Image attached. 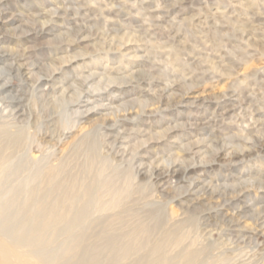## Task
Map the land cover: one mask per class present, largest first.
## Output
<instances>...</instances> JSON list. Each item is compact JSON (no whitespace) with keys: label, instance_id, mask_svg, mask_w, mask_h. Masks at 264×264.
<instances>
[{"label":"rangeland","instance_id":"rangeland-1","mask_svg":"<svg viewBox=\"0 0 264 264\" xmlns=\"http://www.w3.org/2000/svg\"><path fill=\"white\" fill-rule=\"evenodd\" d=\"M0 221L47 264H264V0H0Z\"/></svg>","mask_w":264,"mask_h":264},{"label":"bare ground","instance_id":"bare-ground-1","mask_svg":"<svg viewBox=\"0 0 264 264\" xmlns=\"http://www.w3.org/2000/svg\"><path fill=\"white\" fill-rule=\"evenodd\" d=\"M60 13V12H59ZM57 11H53L52 14L58 15L59 14ZM11 53V52H10ZM13 61V60H12ZM22 65V64H21ZM18 66V65H17ZM14 70V69H13ZM16 70V69H15ZM16 72V71H15ZM24 76V75H22ZM53 79V78H52ZM38 85V84H37ZM50 85V84H49ZM44 87V86H43ZM42 89V88H41ZM40 91V90H39ZM48 91V89H47ZM54 91V89H53ZM44 92V91H43ZM45 93V92H44ZM52 93V92H51ZM50 93V94H51ZM52 97V96H51ZM46 98V97H45ZM79 98L83 99L86 98L88 99V95L86 93L80 94ZM16 99V98H15ZM17 101V100H16ZM81 102V100H77L76 105H78ZM14 105H9L8 107H13ZM15 109V108H13ZM18 114V112H16ZM13 117V116H12ZM22 119V118H21ZM2 122V121H1ZM4 122V121H3ZM246 136L250 134L246 133ZM237 153L232 154L236 156ZM44 217H51L49 219V223L55 224L56 218L57 217H67L65 212H58V211H53V212H48L44 215ZM257 217H259L257 215ZM48 219V218H47ZM59 219V218H58ZM44 220V219H43ZM1 222V221H0ZM60 222V221H59ZM73 222V221H72ZM41 223V222H40ZM45 223V222H44ZM22 224V223H21ZM37 224V223H36ZM72 225V223H69ZM39 225V224H38ZM45 225V224H44ZM22 227V226H21ZM30 227V226H29ZM38 227V226H37ZM51 227V226H50ZM71 226L68 228L70 229ZM57 228V227H56ZM5 229V228H4ZM50 229V228H49ZM58 229V228H57ZM3 230V228H2ZM20 230V229H19ZM22 230V228H21ZM53 230V229H52ZM5 232V231H4ZM3 232V233H4ZM7 232V231H6ZM22 232V231H21ZM19 233L16 238L11 239L7 236H4L0 234V236H4L8 240L9 248L7 246H3L0 244V264H31L26 258L27 257H35L38 261H40L43 264H47V259L49 258L48 256L44 255L43 252H40L41 250L38 248L44 247L46 245H49V243L52 242V238H46L42 236V230H35L33 229L30 234L27 233ZM1 233V232H0ZM45 233V232H44ZM46 236V235H45ZM76 243V242H75ZM79 244V243H78ZM72 248V246H71ZM74 248V246H73ZM50 250V249H49ZM71 250V249H70ZM48 252V251H47ZM72 252V251H71ZM59 253V252H58ZM61 255V254H60ZM63 256V255H61ZM50 259V258H49ZM91 260V259H90ZM87 261V259H86ZM94 261V260H93ZM92 261V262H93ZM83 262V261H82ZM81 263V262H80ZM50 264V263H49Z\"/></svg>","mask_w":264,"mask_h":264}]
</instances>
